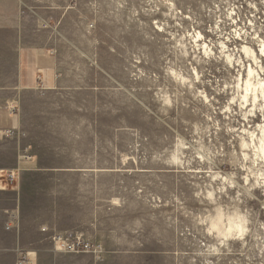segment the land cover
<instances>
[{"label": "rangeland", "instance_id": "obj_1", "mask_svg": "<svg viewBox=\"0 0 264 264\" xmlns=\"http://www.w3.org/2000/svg\"><path fill=\"white\" fill-rule=\"evenodd\" d=\"M10 2L19 31L35 36L59 73L51 88L22 91L17 105L14 213L16 234L32 244L20 254L27 255L25 264H51L50 248L90 255L100 264H204L197 253L202 242L211 241L193 226L186 209L201 208L193 193L205 183L199 169L207 165L191 158L184 168H174L163 160L176 138L191 142L193 125L210 123L206 116L224 123L219 108L225 95L218 89L238 66L227 69L193 57L202 58V45L216 39L209 29L216 27L217 16L225 31L236 26L225 20V0ZM228 2L238 8V25L264 37V0ZM196 32L205 39L193 45L185 36L189 55L181 56L176 40ZM18 48L15 40V72ZM4 50L10 72L12 59ZM169 67L198 76L196 88L174 83L165 71ZM162 91L169 93L171 107L159 102ZM228 140L213 129L205 142L227 150ZM0 146V167H8L11 141L0 139ZM6 189L0 188V264H14L13 235L5 228L13 196ZM254 195L246 206L255 222L264 221V193ZM54 235L67 243L79 238L96 253L56 248ZM252 243L250 238L231 242V251L222 249L209 259L260 264L264 257L249 251Z\"/></svg>", "mask_w": 264, "mask_h": 264}, {"label": "clouds", "instance_id": "obj_2", "mask_svg": "<svg viewBox=\"0 0 264 264\" xmlns=\"http://www.w3.org/2000/svg\"><path fill=\"white\" fill-rule=\"evenodd\" d=\"M225 3V20L236 26L225 31L217 16L216 27L209 29L216 39L208 38L202 45V58L193 57L197 63L215 61L223 63L227 69L238 66L234 73L228 72L223 86L218 89V95H225L219 108L224 123L206 116L210 123L194 124L191 142L182 136L176 138L163 160L174 168H184L191 158L207 165L199 169L206 177L205 183L196 185L193 193L201 208L198 211L186 209L193 226L211 241L202 242L203 250L197 253L204 257V264H212L209 257L220 255L222 249L231 251V242L246 243L249 238L253 242L249 251L256 249L264 257V221L255 222L251 209L246 206L255 199L257 190L264 193V37L259 32L247 31L243 22L238 25L237 6L228 0ZM185 36L191 37L193 45L205 39L199 32L181 35L175 48L183 57L189 55ZM165 71L174 83L190 91L199 82L198 76L190 77L179 67ZM195 71L193 68V73ZM159 102L165 107L172 106L167 91L161 92ZM213 129L216 134L223 131L229 137L227 150L205 142ZM260 264H264V260Z\"/></svg>", "mask_w": 264, "mask_h": 264}, {"label": "crops", "instance_id": "obj_3", "mask_svg": "<svg viewBox=\"0 0 264 264\" xmlns=\"http://www.w3.org/2000/svg\"><path fill=\"white\" fill-rule=\"evenodd\" d=\"M11 2L10 0H0V139L10 140L12 150L10 166L3 167V169L15 170V137H18V129L21 127L17 105L22 103V91L51 88L58 81L59 73L55 67V60L41 51L42 45L36 42L35 36L29 35V37L27 30L19 31V27L15 22V6ZM18 32H21L19 39L15 37V33ZM15 40L19 43L16 72ZM5 47L12 59L9 65L13 66V70L10 72L5 71ZM15 80L17 81L16 83ZM7 129L13 130L14 134L11 136L6 135L5 131ZM0 150H3L2 146H0ZM28 170H36V168ZM5 191L12 193L13 203L10 211L14 213L15 186L13 189H6ZM8 231L13 235L14 241L11 243L10 250H12L15 264V260L20 254L32 249V244L23 241L21 234H16L15 228ZM34 251L38 252V249ZM49 251L53 252V254ZM46 252L53 259L51 264H100L95 262L90 255L59 254L51 248Z\"/></svg>", "mask_w": 264, "mask_h": 264}, {"label": "built area", "instance_id": "obj_4", "mask_svg": "<svg viewBox=\"0 0 264 264\" xmlns=\"http://www.w3.org/2000/svg\"><path fill=\"white\" fill-rule=\"evenodd\" d=\"M5 134L11 136L14 134V131L11 129H7L5 131ZM16 177H17L16 170L0 168V188L12 189L15 184ZM16 224H17V215L13 212L9 213L6 224H5V228L7 230L14 229ZM52 238L56 244L55 245L56 248L66 250V251H71V252H81V251L88 252L90 250H93L96 253L95 248H92L88 242H84L80 240L79 238H76L75 240H72L69 243H67V241H65L64 238L58 235H54ZM27 260H28L27 255L25 254L23 256L19 255L16 259L15 264H25Z\"/></svg>", "mask_w": 264, "mask_h": 264}]
</instances>
